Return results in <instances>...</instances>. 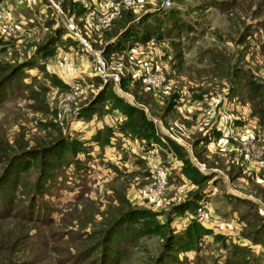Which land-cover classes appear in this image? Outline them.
<instances>
[{"label": "rangeland", "instance_id": "rangeland-1", "mask_svg": "<svg viewBox=\"0 0 264 264\" xmlns=\"http://www.w3.org/2000/svg\"><path fill=\"white\" fill-rule=\"evenodd\" d=\"M13 1L15 9L0 0L1 18L7 15L17 26L14 33L0 30V63L8 65L0 79L10 76L13 83L0 96V181L9 175L4 196L14 206L0 210V235L19 233L12 241L16 264H105L106 258L110 264H154L160 258L174 264H264V0H169L163 10L162 0H137L126 9L136 22L150 13L141 22L153 43L103 54L118 77L105 81L75 36H87L102 52L101 29L125 7L100 27L91 18L115 0H79L86 7L76 18L82 25L71 22L66 0ZM56 27L65 32L55 33ZM52 35L55 50L44 56L39 45ZM28 59L45 61L47 70L50 63L60 71L65 65L67 71L55 73L66 86H55L54 74L36 65L23 67ZM153 64L166 74L164 89L139 82L136 74ZM175 87L181 88L177 106L168 109L165 100L160 106ZM102 88L119 96L130 115L137 114L131 107L141 109L163 145L119 130L125 115L111 104L100 103L90 115ZM144 124L138 129H148ZM213 126L220 130L216 139L195 142ZM159 133L183 151L174 152ZM74 139L84 151L73 148ZM56 141L70 146L63 161L43 151L13 174L15 161ZM181 157L202 164L205 177L192 183ZM134 209L150 210L167 226L165 233L193 218L222 238L207 234L193 251L172 256L164 233L142 234L136 225L115 223ZM256 234L257 242L251 239ZM244 244L247 257L236 253Z\"/></svg>", "mask_w": 264, "mask_h": 264}, {"label": "trees", "instance_id": "trees-1", "mask_svg": "<svg viewBox=\"0 0 264 264\" xmlns=\"http://www.w3.org/2000/svg\"><path fill=\"white\" fill-rule=\"evenodd\" d=\"M63 7L66 8L69 12V15L73 16V19L75 20L76 24L82 25V19L80 18L77 20L76 18L81 14L82 10H85V8L78 2V1H72V0H66L63 2ZM166 9V8H164ZM163 10V9H162ZM150 13L144 14L145 16L143 18H140L138 22H136V17L134 13L130 9L126 8H121L119 13L111 19L109 24L101 29L100 34L104 36L105 43L103 44L102 48V53L106 54L107 52H111V50H122L125 48H131L135 44H144L145 41L151 37V30L147 28L146 24H143L141 21H144L143 19H146L147 16ZM139 19V17H138ZM146 21V20H145ZM113 26L112 30H109L110 26ZM109 26V27H108ZM61 27H56L55 33L61 34V32L65 31H60ZM100 35V36H101ZM153 38V37H152ZM115 39V40H113ZM56 36L52 35L48 39H46L41 45H39L38 50L41 51L40 54H43L44 56H47L50 54L54 48V44L56 41ZM129 42H134L133 44ZM139 42V43H137ZM142 42V43H141ZM36 65V67L39 70H44L46 72L47 68L45 65V61L43 62H35L31 61L28 59L26 63H23V67L25 66H30V65ZM8 69V65L6 64H1L0 63V72L5 71ZM49 75H53L56 77V81L54 82L55 86L59 87H65L66 82L58 76L54 71L52 70H47ZM48 73L47 76H48ZM4 77V76H3ZM7 76V79L1 78L0 79V87L2 91L0 92V96L5 95L6 89L8 90L9 88H12L11 82H9V79ZM124 79V78H122ZM121 79V81H123ZM231 82V81H230ZM248 84L251 85L252 89H257L258 86L256 83L253 81H249ZM43 88V87H42ZM33 92H36L33 90ZM151 92V90L149 91ZM153 92V91H152ZM181 96V88H173L169 93H167L164 97V99H161L159 105L162 106L164 104V100L166 103L167 108L169 109L170 107H176V103L178 99ZM166 98V99H165ZM123 101L120 100V97L117 95H107L104 93L103 88L99 90V93L97 94L95 100H93V104L90 107H93L90 109V115H92V111L97 108L100 103L105 104H111L113 108L121 111L124 113V118L126 119L124 121V124L119 127V130H123L124 133H134L139 135L141 138L145 139L147 142L149 141H154L157 144L163 145L164 140H161L160 137L157 135V132L154 129L153 124L151 123V120H149L146 115L141 112V109L137 107H131L137 114L135 115H130L128 112L123 110L121 103ZM151 104V103H150ZM165 106V107H166ZM89 108V107H88ZM166 108V109H167ZM140 119V123H138ZM144 123L148 125V129L142 130L138 129V127L146 126ZM160 136L165 138V141L169 142L172 146V149L174 152L177 150H182L183 149L172 142L170 138H168L166 135H162L159 133ZM220 134V130L218 128H213L209 130L207 133L203 132L201 133V136L196 137V141H203L210 140L211 137H217ZM73 148H76L80 151H84V147L82 146L81 142L74 139L73 141ZM52 145V144H51ZM51 145H46L42 147L41 151H32L28 152L25 156V158L22 161H15V167H14V172L15 170H25L29 168L34 162H36V158L39 154H41L43 151L48 154H52L53 156L52 159H54L56 162L63 161L64 158V153L70 149V146L67 145L65 142H55L56 146ZM49 149V150H48ZM181 168L183 171V174L192 182V183H198L202 178H204V174L198 170V168L187 158L181 157ZM9 175H7L4 180L0 181V210H5L9 205H13L11 202V198L9 196H4V193H6V187L10 188L9 180L7 179ZM14 177V176H13ZM197 193V192H196ZM194 194L193 197H197V194ZM190 202V201H189ZM188 204L184 207H187ZM14 206H12L13 208ZM31 207V206H30ZM44 207V206H43ZM30 208H27L26 212H31L29 211ZM6 212H4L2 215H4ZM28 216L31 218L34 217L32 216L33 212L31 213H26ZM36 217V214H35ZM123 222V224H126L127 226H133L136 225V230L139 233H164V238H165V245H167V249L172 250V256H176V251L180 250L182 252H187V251H193L198 247V243L200 242V239L202 236H205L207 234H210L212 236L213 240L221 239L222 237L218 232L213 231L211 228L205 226L202 222L197 221L196 219H191L188 221L186 224H184L179 230L177 231H168V232H163L166 231L167 226L165 224L158 222V220L155 218L154 214L150 210H145V209H134L131 211L124 212L122 215H120L115 223L118 222ZM165 227V228H164ZM261 227V228H260ZM259 228H256L255 232L260 231V229H263L262 225ZM7 236L5 237L4 234L0 235V264H16V262L12 259L13 251L15 250L14 247V242L13 239L19 238V233L17 234H11L8 233L6 234ZM258 234H256L254 237L251 239L255 242H257L258 239ZM3 237H5L8 241L11 240V243H5ZM3 239V240H2ZM10 245V246H8ZM242 245V244H241ZM239 246L238 251L236 253H241L244 254V256L247 257L249 248L248 246ZM237 247V246H236ZM237 250V249H236ZM1 253H5L3 256ZM2 256V257H1ZM104 259V258H103ZM105 264H110L107 263L108 259H104ZM174 264L171 262H163L161 258L156 261L154 264Z\"/></svg>", "mask_w": 264, "mask_h": 264}, {"label": "built area", "instance_id": "built-area-1", "mask_svg": "<svg viewBox=\"0 0 264 264\" xmlns=\"http://www.w3.org/2000/svg\"><path fill=\"white\" fill-rule=\"evenodd\" d=\"M51 2V1H50ZM54 5L56 2H52ZM134 5H137V0H115L113 3H111L110 9L106 10L105 12H98L99 14H94V16L91 18L92 22L95 23V25L103 27L106 25L110 19L119 11V8L125 7L130 8L134 7ZM169 5V0H162L160 3L159 8H166ZM7 16V15H6ZM2 17L0 16V30L6 31V32H12L14 33L17 29V26L13 22V20L10 17ZM72 26V25H71ZM71 33V32H70ZM78 41L85 47V49L92 55V69L96 75L102 77L103 81H105L110 76H113L115 79L118 78L116 73H112L109 71L111 67L109 66V63L107 60L103 57V53L100 50H94L89 42V39L87 36H75ZM153 38L149 37L145 41V45H152ZM140 46L138 44L132 46L137 47ZM148 66V65H147ZM142 67V71L138 74H136L139 78V82L143 84L146 88H150L153 90H160L164 89L167 86L166 82V74L163 71V69L155 68V64L152 66H148V68ZM218 128V127H217ZM219 129V128H218ZM162 138V137H161ZM156 145V144H154ZM198 170H202L203 166L202 164H199L197 166Z\"/></svg>", "mask_w": 264, "mask_h": 264}, {"label": "crops", "instance_id": "crops-1", "mask_svg": "<svg viewBox=\"0 0 264 264\" xmlns=\"http://www.w3.org/2000/svg\"><path fill=\"white\" fill-rule=\"evenodd\" d=\"M29 0H26V2H28ZM72 1H78L84 8H86L84 5H83V3L81 2V1H79V0H72ZM10 2H12L13 4H12V6H11V8H13V9H15V7H16V5H15V3H14V1L13 0H10ZM24 3H25V1H24ZM45 12V10L43 11V13ZM44 15V14H43ZM70 16V19H71V22L72 23H74V24H76L75 23V20L72 18L73 16L72 15H69ZM30 19V18H29ZM73 19V20H72ZM77 25V24H76ZM75 41H76V38H75ZM132 48V47H131ZM62 68H61V71H60V68L58 67V66H54L53 64H49V69L50 70H52V71H56V72H58V73H64L65 71H67L66 69H67V67L65 66V65H63V66H61ZM64 68H66V69H64ZM63 70H65L64 72H63ZM70 72V71H69ZM65 81V80H64ZM211 138H213V139H216L217 137H211ZM210 138V139H211ZM212 139V140H213Z\"/></svg>", "mask_w": 264, "mask_h": 264}]
</instances>
